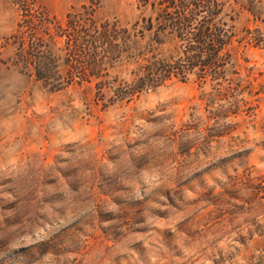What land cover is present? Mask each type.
<instances>
[{
  "label": "rangeland",
  "instance_id": "1",
  "mask_svg": "<svg viewBox=\"0 0 264 264\" xmlns=\"http://www.w3.org/2000/svg\"><path fill=\"white\" fill-rule=\"evenodd\" d=\"M28 1L58 20L89 2ZM137 1L98 0L97 18L131 24ZM220 1L239 35L264 30V0ZM19 19L0 0V77L22 86L0 90V264H246L263 246L264 49L238 51L261 94L237 115L214 118L192 81L103 109L12 66Z\"/></svg>",
  "mask_w": 264,
  "mask_h": 264
},
{
  "label": "trees",
  "instance_id": "2",
  "mask_svg": "<svg viewBox=\"0 0 264 264\" xmlns=\"http://www.w3.org/2000/svg\"><path fill=\"white\" fill-rule=\"evenodd\" d=\"M16 1L20 19L8 38L11 64L50 92L87 88L106 109L171 82L192 81L211 89L207 107L216 108L214 118L245 112V96L261 94L237 55L247 46L264 49V30L239 35L220 0H138V16L126 25L97 18L98 0L72 8L63 20L28 0ZM117 71H128L129 78ZM250 224L263 246L246 264H264V226Z\"/></svg>",
  "mask_w": 264,
  "mask_h": 264
},
{
  "label": "clouds",
  "instance_id": "3",
  "mask_svg": "<svg viewBox=\"0 0 264 264\" xmlns=\"http://www.w3.org/2000/svg\"><path fill=\"white\" fill-rule=\"evenodd\" d=\"M17 77H19L18 73L14 76L11 72L0 77V90L3 91L6 98L11 97L14 92L20 90L22 87Z\"/></svg>",
  "mask_w": 264,
  "mask_h": 264
}]
</instances>
